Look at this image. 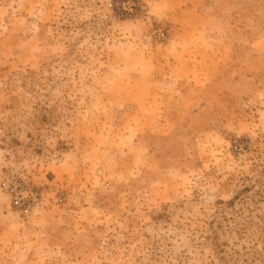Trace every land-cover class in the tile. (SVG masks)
Returning <instances> with one entry per match:
<instances>
[{
  "label": "rangeland",
  "instance_id": "1",
  "mask_svg": "<svg viewBox=\"0 0 264 264\" xmlns=\"http://www.w3.org/2000/svg\"><path fill=\"white\" fill-rule=\"evenodd\" d=\"M0 264H264V0H0Z\"/></svg>",
  "mask_w": 264,
  "mask_h": 264
}]
</instances>
